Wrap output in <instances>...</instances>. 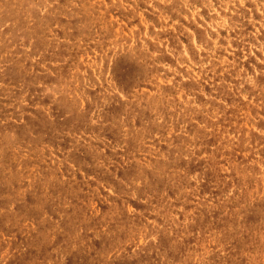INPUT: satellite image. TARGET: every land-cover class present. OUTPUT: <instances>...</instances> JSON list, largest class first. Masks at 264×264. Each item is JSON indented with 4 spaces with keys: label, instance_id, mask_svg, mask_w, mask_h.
I'll list each match as a JSON object with an SVG mask.
<instances>
[{
    "label": "rangeland",
    "instance_id": "374dc122",
    "mask_svg": "<svg viewBox=\"0 0 264 264\" xmlns=\"http://www.w3.org/2000/svg\"><path fill=\"white\" fill-rule=\"evenodd\" d=\"M0 264H264V0H0Z\"/></svg>",
    "mask_w": 264,
    "mask_h": 264
},
{
    "label": "bare ground",
    "instance_id": "6f19581e",
    "mask_svg": "<svg viewBox=\"0 0 264 264\" xmlns=\"http://www.w3.org/2000/svg\"><path fill=\"white\" fill-rule=\"evenodd\" d=\"M3 27V26H2ZM130 40V39H129ZM243 50V49H242Z\"/></svg>",
    "mask_w": 264,
    "mask_h": 264
}]
</instances>
